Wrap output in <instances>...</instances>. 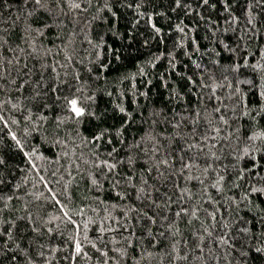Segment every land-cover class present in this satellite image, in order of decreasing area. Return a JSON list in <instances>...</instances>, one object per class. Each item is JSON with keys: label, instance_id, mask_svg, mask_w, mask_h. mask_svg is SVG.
<instances>
[{"label": "trees", "instance_id": "1", "mask_svg": "<svg viewBox=\"0 0 264 264\" xmlns=\"http://www.w3.org/2000/svg\"><path fill=\"white\" fill-rule=\"evenodd\" d=\"M0 264H264V0H0Z\"/></svg>", "mask_w": 264, "mask_h": 264}, {"label": "snow or ice", "instance_id": "2", "mask_svg": "<svg viewBox=\"0 0 264 264\" xmlns=\"http://www.w3.org/2000/svg\"><path fill=\"white\" fill-rule=\"evenodd\" d=\"M73 110L77 113V115L80 114V110L76 108V101H72ZM79 250V249H78Z\"/></svg>", "mask_w": 264, "mask_h": 264}]
</instances>
